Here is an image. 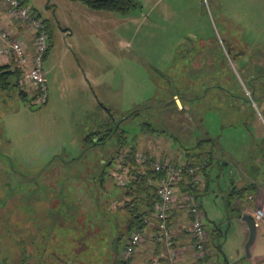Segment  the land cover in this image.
I'll return each instance as SVG.
<instances>
[{"label": "rangeland", "instance_id": "rangeland-1", "mask_svg": "<svg viewBox=\"0 0 264 264\" xmlns=\"http://www.w3.org/2000/svg\"><path fill=\"white\" fill-rule=\"evenodd\" d=\"M133 1L119 13L24 0L51 31L47 98L30 101L23 77L0 81V264H112L130 232L116 158L102 160L123 139L179 163L210 151L197 200L218 263L264 261V224L247 257L244 223L216 194L243 170L264 183V0ZM91 131L98 143L87 142Z\"/></svg>", "mask_w": 264, "mask_h": 264}, {"label": "built area", "instance_id": "built-area-1", "mask_svg": "<svg viewBox=\"0 0 264 264\" xmlns=\"http://www.w3.org/2000/svg\"><path fill=\"white\" fill-rule=\"evenodd\" d=\"M0 9L8 20H14L13 22H16L18 28L21 29L23 26L30 34L29 38L19 39L12 32L11 23H4L0 19V62L11 64L18 69V83L23 77L33 85V103H44L47 94L45 72L42 70L41 61L48 42L44 20L35 13L33 7L20 0H0ZM121 158V154L116 155V159L121 160ZM135 159L139 163H147L152 170L161 172L156 181L158 200L155 202L151 213L152 231L149 233L144 229L131 231L124 246L118 252L119 259L123 261V264H126L137 244L147 235H150L152 240L161 243L165 248L164 251H160L151 259V264H162L161 260L171 263L176 255V249L173 245V231L168 225V220L171 206L176 203L178 207L183 208L190 214L185 228L191 241L185 248L188 250L193 264H207L205 260L206 235L202 222L203 213L192 193H183L180 200L175 195L176 185L181 181L184 174L190 175L191 181L196 183L198 174L195 171L198 167L189 166L185 169L181 163L146 157L141 153H137ZM117 166L121 170L124 169L119 163ZM116 177L117 182L123 184V174L119 173ZM250 216L255 227L264 223V206L251 209ZM149 221H146L147 225L150 223Z\"/></svg>", "mask_w": 264, "mask_h": 264}, {"label": "trees", "instance_id": "trees-1", "mask_svg": "<svg viewBox=\"0 0 264 264\" xmlns=\"http://www.w3.org/2000/svg\"><path fill=\"white\" fill-rule=\"evenodd\" d=\"M24 2V0H20ZM80 3L84 4L88 8L92 10H107V11H115L119 13H125L130 8L135 6L133 0H77ZM35 13L38 14L35 10ZM39 15V14H38ZM44 23L46 26V31L48 34V39L50 37V28L48 25V21L44 19ZM49 47V40L47 42V49ZM47 49L44 53H46ZM6 64H2L1 67H6ZM16 74H19L17 68L13 67ZM11 71V70H10ZM9 71V72H10ZM14 84H17L14 82ZM19 95L21 97L26 95L24 89H19ZM34 99V94L31 95L30 101ZM42 104V103H41ZM118 127L111 126L108 128L109 132H105L106 136L103 137V141L107 139L108 135L112 131H116ZM98 131H91L86 136L88 138L87 142H94L98 143L99 137L96 138L92 136V134ZM118 132V131H117ZM123 132L121 131V134ZM94 140V141H93ZM124 139L119 141L117 146L114 147L113 151L107 156V158L103 161V165H110L116 158V155L121 154V160L116 159V164L118 163L124 168L123 170L120 169L116 165L113 169L115 174H123V184H119L117 181L116 183L120 186L123 190L119 195L121 205L117 208L121 209L124 216V223L126 230L128 232L131 231H141L146 228L147 222L150 218V215L153 211V206L155 202H157V194H156V181L161 175V172H157L152 170L147 163L138 162L135 159L137 152L135 151L133 146H127L125 149L123 146L125 145ZM146 157L156 158L155 156L149 155L148 153H141ZM183 161L181 164L186 169L189 166L198 167L195 171L196 174L202 173L203 169L209 163V156L207 152L202 151H186L183 156ZM114 159V160H113ZM162 160L161 158H158ZM169 161V160H168ZM118 162V163H117ZM172 162V161H169ZM173 163H179L178 161H173ZM201 165V167H200ZM200 167V168H199ZM117 179V178H116ZM182 185L181 191L184 193H192L194 198L198 195V189L196 188V183L191 181L190 175H185L176 185ZM253 183H247L242 187H235L233 185L228 192L227 196L229 200L233 199H240L244 201L246 199L247 193L254 189ZM229 202V201H228ZM129 236V235H128ZM128 238V237H127ZM126 238V240H127ZM126 242V241H125ZM124 242V244H125ZM123 244V246H124ZM122 246V247H123ZM112 264H123V261L119 259V257H114Z\"/></svg>", "mask_w": 264, "mask_h": 264}, {"label": "crops", "instance_id": "crops-1", "mask_svg": "<svg viewBox=\"0 0 264 264\" xmlns=\"http://www.w3.org/2000/svg\"><path fill=\"white\" fill-rule=\"evenodd\" d=\"M160 1L161 0H150L149 1V2H151L150 8L157 5ZM181 3H183V0H179V5ZM126 12H128V11H126ZM0 19L4 23H8V22L11 23L12 32L14 34L21 32V29L18 28L16 22H13L14 20H11V21L8 20L3 15L1 9H0ZM183 21H184V19H183ZM50 33H51V31H50ZM29 36H30V34L26 35V38H29ZM49 39H50V37H49ZM49 43H50V41H49ZM44 56H45V53L43 54V57ZM2 64L3 63L0 62V81L2 80L1 87L6 86V85H18L19 84L18 83L19 74H16V72H13L14 71L13 66L11 64H6L7 65L6 67H1ZM11 78H13V80H11ZM14 82H16L17 84H14ZM96 104L99 107L102 106L101 103H99L97 101H96ZM176 104H177V107H179V100H177V99H176ZM199 140L200 139H198L196 142L197 147H201L198 144ZM128 146H132V145H128ZM198 151H200V148L198 149ZM211 154L212 153L210 151H207V155L210 157L209 163H210L211 156H212ZM180 156L183 157L184 154L181 153ZM103 161L104 160H102V163H103ZM204 171H205V168L203 169L202 173L198 174V179L196 181V188L198 189V194H200L201 192L204 193L208 190V184H207L205 175L203 174ZM247 183H253L255 187H254V189L250 190L247 193L246 199L244 201H241L240 199H233V200L228 199L227 194L233 185H235V187L238 188V187L244 186ZM181 187H182V185L179 184L177 186L176 193H175L177 199H179V200L184 193L180 190ZM227 189L228 190H226V191L217 189L216 194L220 195L222 197L225 206L230 207L231 204H233V206H231V208L235 209L236 213H238V215L240 216V219H241L242 215H244V214L250 215L251 209H253L255 207L264 206V183H260L252 175L246 174L244 170L241 173V176L237 179L236 184L233 183L232 181H230ZM248 197H250V198H248ZM195 200H196L199 208L202 209L201 203L198 202V200H197V196H196ZM203 216H204V214H203ZM150 218H151V215H150ZM189 218H190V214L186 210L178 207L176 203L172 204L171 210H170V215H169V220H168V225L171 227V229L173 231V245L176 249V255H175V257L171 263H167L165 260H161L162 264H193V260L190 257L188 250L185 248V246L191 241V239H190V237L186 231V228H185V226L188 223ZM149 220H150L149 221L150 223L144 229L148 233L152 231L151 224L153 223L152 218ZM242 222L244 223L242 228H243V232L245 233V236H244V239H245L248 236V229H247L246 222L244 220H242ZM262 224H264V223H262ZM203 227H204V225H203ZM214 227H215V225H214ZM204 230H205V228H204ZM256 232H257V229L255 231V235H256ZM205 235H206V240H205V246H206L205 260H206V263L207 264H219L217 253L221 251V246H220L221 244L218 241L217 245H214V244L212 245L208 240V233L206 230H205ZM254 240H255V237L248 247L249 255H247V257H252L254 255L253 250L250 249ZM164 250H165V248L161 243L152 240L150 235H147L139 244H137L133 253L131 254L129 259L127 260L126 264H151V259L155 255H157L160 251H164ZM255 258H256L255 261L258 264H264V261H262L263 255H255ZM224 264H230V263L225 262Z\"/></svg>", "mask_w": 264, "mask_h": 264}, {"label": "water", "instance_id": "water-1", "mask_svg": "<svg viewBox=\"0 0 264 264\" xmlns=\"http://www.w3.org/2000/svg\"><path fill=\"white\" fill-rule=\"evenodd\" d=\"M241 219L246 222L247 229H248V236H247V239L244 243V250L246 252V255H249L248 247L255 237L256 227H255V225H254L249 214L242 215Z\"/></svg>", "mask_w": 264, "mask_h": 264}]
</instances>
